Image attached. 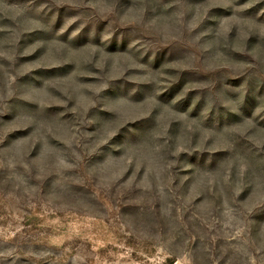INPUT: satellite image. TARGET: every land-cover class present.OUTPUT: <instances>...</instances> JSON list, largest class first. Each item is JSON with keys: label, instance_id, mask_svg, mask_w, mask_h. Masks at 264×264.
I'll return each mask as SVG.
<instances>
[{"label": "rangeland", "instance_id": "rangeland-1", "mask_svg": "<svg viewBox=\"0 0 264 264\" xmlns=\"http://www.w3.org/2000/svg\"><path fill=\"white\" fill-rule=\"evenodd\" d=\"M0 264H264V0H0Z\"/></svg>", "mask_w": 264, "mask_h": 264}]
</instances>
